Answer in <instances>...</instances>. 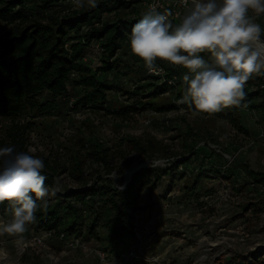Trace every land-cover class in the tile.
I'll return each mask as SVG.
<instances>
[{
  "label": "rangeland",
  "instance_id": "374dc122",
  "mask_svg": "<svg viewBox=\"0 0 264 264\" xmlns=\"http://www.w3.org/2000/svg\"><path fill=\"white\" fill-rule=\"evenodd\" d=\"M256 22L264 27V16ZM4 27L0 23V35ZM86 58L87 64L92 66L99 55L93 50ZM135 58L138 67L146 71L143 62ZM157 63L162 73L174 71V77H179L182 71L180 67ZM120 71L121 79L126 73ZM113 79L111 77V81ZM121 81L117 86H123ZM124 85V92L113 89L120 93L117 103L134 102L135 98L125 91H132L135 79ZM172 85H176L175 80ZM158 87L162 88V83ZM167 87L156 99L158 106H168L178 100L173 97V86ZM148 99V96L143 98L144 101ZM176 106L164 113L145 110L123 118L106 111L81 109L71 112L65 106H61L54 117H22V123H35L28 135V148L35 149L45 165L48 161L66 166L67 171L57 180L59 190L78 188L70 176L75 153L82 160L85 176L91 178V184L108 181L119 190H124L141 169L168 168L170 173L153 194L149 195L148 189L143 190L138 210L132 213L135 235L128 244L119 247V256L102 251L92 236L83 240L75 238L79 246H74L70 240L64 243L54 234L36 232L29 225L19 248L14 237H0V264H236L232 257L251 252L255 255L248 264H264V204L259 211L253 210L256 198L255 193H249L252 189L249 179L241 173L230 176L226 172L234 160L250 165L255 171H264V129L255 127L256 118L252 112L248 120L257 131L255 135L245 136L223 117L194 116L187 106L177 103ZM244 123L248 122L244 120ZM10 125V120L0 118V146ZM193 132L199 135L197 139ZM93 139L108 149L113 167L110 173L101 162H94L89 147ZM134 140L142 143V148L137 147ZM192 140L196 143L194 152L190 153L184 146L192 144ZM219 170L220 173L216 172ZM198 172L202 176L193 187ZM188 186L195 189L193 196ZM246 206H249L247 211ZM5 208L0 206V215Z\"/></svg>",
  "mask_w": 264,
  "mask_h": 264
},
{
  "label": "trees",
  "instance_id": "16d2710c",
  "mask_svg": "<svg viewBox=\"0 0 264 264\" xmlns=\"http://www.w3.org/2000/svg\"><path fill=\"white\" fill-rule=\"evenodd\" d=\"M145 14L151 13L146 12L138 0H95L94 5L84 0L83 6H77L74 0H0V23L5 26L0 35V118L11 122L0 147L14 146L17 151H27L28 135L35 123H22L21 118L27 115L34 119L54 117L61 106L71 112L81 109L106 111L117 118L145 110L155 113L174 110L176 103L158 106L155 102L166 92L168 85L173 86V97L181 98L185 70L182 69L179 77H174V71H164L163 75L147 73L146 76V71L138 67L139 63L131 54L129 36L132 27ZM93 50L99 59L90 66L86 56ZM120 69L126 73L121 79ZM107 76L114 77L113 81ZM132 78L136 86L132 85V91L125 92L135 101L125 102V105L117 103L120 93L113 92V89H123L124 92V84L132 82ZM174 80L176 85H172ZM119 81L123 83L122 87L117 86ZM263 81L264 75H253L245 85L246 95L240 106L204 115L223 117L237 132L249 136L241 116L242 110H247L264 129ZM161 83L163 87L159 88ZM146 96L149 99L144 101ZM193 134L195 139L199 137L197 133ZM194 140L184 146L190 153L195 149ZM134 143L142 148V143L137 140ZM89 147L94 162H101L110 173L113 167L108 149L96 139L89 142ZM74 155L70 176L78 188L69 190L66 187L55 192L49 197L48 208L38 211L36 221L31 225L36 232L54 234L64 243L92 236L102 251L119 256V247L128 244L135 235L132 213L138 210L143 190L148 189L149 195L153 194L170 171L160 167L141 169L132 176L124 190H119L108 181L91 184V178L85 176L82 160L76 153ZM218 157L222 158L221 155ZM66 171V166L46 161L45 184L58 186L59 176ZM226 172L230 176L241 173L249 179L252 188L249 193H255L256 198L252 208L256 211L262 209L264 198L260 186L264 185V171H255L250 165L234 160ZM201 176L202 173L198 172L193 187L197 186ZM187 189L190 195L195 194V189L189 186ZM253 255L255 252L232 259L236 264H248Z\"/></svg>",
  "mask_w": 264,
  "mask_h": 264
},
{
  "label": "clouds",
  "instance_id": "9594fccd",
  "mask_svg": "<svg viewBox=\"0 0 264 264\" xmlns=\"http://www.w3.org/2000/svg\"><path fill=\"white\" fill-rule=\"evenodd\" d=\"M83 6L84 0H74ZM88 4L95 0H87ZM186 12L173 24L171 12L145 14L129 36L131 54L143 62L148 74H159L157 61L184 69V91L178 105L194 116L240 106L245 84L264 75V0H180ZM35 149L17 151L0 147V237L15 238L17 247L46 210L59 187L45 184V161ZM7 217V219H5Z\"/></svg>",
  "mask_w": 264,
  "mask_h": 264
},
{
  "label": "built area",
  "instance_id": "2783aa9c",
  "mask_svg": "<svg viewBox=\"0 0 264 264\" xmlns=\"http://www.w3.org/2000/svg\"><path fill=\"white\" fill-rule=\"evenodd\" d=\"M126 1H134V0H126ZM140 1L144 7L146 8V12L152 13L153 11L157 12H165L169 11L172 15L169 19L173 22L180 23L182 16L185 14L186 9L180 3V0H138ZM170 7V8H169ZM164 73V72H163ZM162 71L159 74L154 75H163ZM261 89L264 90V81L261 84ZM260 193L264 195V185L260 186ZM74 246H79L78 240L72 241Z\"/></svg>",
  "mask_w": 264,
  "mask_h": 264
},
{
  "label": "crops",
  "instance_id": "0c3cea01",
  "mask_svg": "<svg viewBox=\"0 0 264 264\" xmlns=\"http://www.w3.org/2000/svg\"><path fill=\"white\" fill-rule=\"evenodd\" d=\"M241 116H242V123H243L244 128L249 132L250 135L252 133H254V135H255V133H256L257 130L254 128V125H255L256 128L257 127H260V126H258L257 123H255L253 125V123L248 120V116H252V114L250 113V111L242 110ZM244 120H246L248 123L245 124L244 123Z\"/></svg>",
  "mask_w": 264,
  "mask_h": 264
}]
</instances>
